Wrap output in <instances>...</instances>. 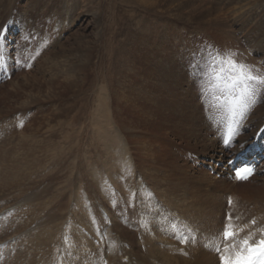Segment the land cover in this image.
I'll return each mask as SVG.
<instances>
[{"label":"rangeland","instance_id":"obj_1","mask_svg":"<svg viewBox=\"0 0 264 264\" xmlns=\"http://www.w3.org/2000/svg\"><path fill=\"white\" fill-rule=\"evenodd\" d=\"M256 10L263 23L264 0H0V122H9L11 130L21 128L40 137L47 151L39 158L43 163L32 168L31 190L36 193L44 188L55 197H130L123 186L125 178L146 182V168L150 170L147 180L162 175L165 182L174 186H185L180 183L183 176L197 181L201 174L219 183L222 174L202 163L204 153L211 151L209 142L194 143L192 134L200 132L197 123L189 120L188 104L202 99L203 90H196L195 82L202 83L203 77L218 93L235 91L239 97L245 94L252 101L250 107L261 99L264 102V85L254 86L249 95L241 87H226L210 72L213 58L220 53L219 39L227 37L248 41L251 38L242 48L251 53L253 62H263L264 69V49L251 44L256 34L264 30L259 32L255 19H247V13ZM172 53L186 56L181 62L186 76L196 61L203 65L197 78L191 79L192 90L184 85L179 93L183 97L173 102L170 94L176 92L173 84L176 88L178 85L172 83L163 88L159 75L164 72L156 73L172 70L163 66L176 64L165 58ZM223 56L227 54L220 57ZM254 69V74L264 75L256 72L259 66ZM15 88H19L18 92ZM185 96L189 102L184 100ZM28 100L32 104L23 111ZM200 108L206 114L203 104ZM2 111L8 115L1 116ZM202 111L203 120H207ZM223 112L218 113L221 120H233L228 109L223 108ZM243 117L241 114L240 121ZM127 126L132 131L129 138ZM222 129L224 123L219 131ZM203 131L207 133L208 128ZM235 131L226 139L218 135V142L228 155L222 154L223 163H215L219 169L227 168L240 148L241 143L232 139ZM104 134L122 140L106 147L100 138ZM52 142L61 143L62 148H54ZM234 146L237 150H233ZM142 154L144 169L137 161ZM181 171L187 174L182 175ZM86 173L82 185L75 188L73 183ZM168 175L172 176L171 181ZM236 175L229 178L228 193L220 196L238 198L234 202H240L239 211L245 212L252 207L248 203L250 197L264 203V198H258L264 197V182L255 180L251 173L249 178H238L240 181L235 183ZM95 182L101 185V193L97 192ZM208 182L202 184L209 185ZM180 190L182 197H201L195 192L192 195L187 187ZM155 215L167 231V223L172 221L170 215ZM173 228L178 229L174 220ZM167 234L173 236L168 231Z\"/></svg>","mask_w":264,"mask_h":264},{"label":"bare ground","instance_id":"obj_2","mask_svg":"<svg viewBox=\"0 0 264 264\" xmlns=\"http://www.w3.org/2000/svg\"><path fill=\"white\" fill-rule=\"evenodd\" d=\"M254 12H248L247 19L250 21L255 19V25H253L261 30L259 32H262L264 28L261 29V27H264V22L260 23L261 13L259 14L257 10ZM255 38L254 43L251 44L264 49V32L256 34ZM250 40L236 37L219 39L221 47L218 57L222 54H235L234 59L237 62L249 64L253 71L256 66H259L257 73L264 74L263 62L256 64L251 60V53L242 48V45ZM182 54L172 53L165 57L169 62L174 64L176 62L173 66L163 65L172 70H156L158 74L164 72L159 75L163 88H168L172 83L178 85L176 88L173 84V90L176 92L170 94L173 97L170 99L172 102L174 99L181 100L183 95L179 93L185 86L189 91L192 90L191 79L193 76L197 78L203 66L196 61L191 67L189 76L184 75L182 72L184 67L181 66V62L185 61L184 57L186 56ZM210 72L212 74V70ZM211 74L208 73V76ZM203 79L202 83L195 82L196 90L197 87L200 91L203 90L200 93L202 99L200 98L199 102H195L194 105L188 104V110H191L189 120L197 123L200 132L198 135L193 133L192 136L196 145L209 142L208 147L211 148V151L204 153L206 158L202 160V163L210 170H217L221 173L223 179L218 183L203 174L197 177V181L183 176L180 183L183 182L184 187L191 189L192 195L196 194L201 197H182L180 188L184 187L174 186L172 182H165L162 175L154 180H147V174L150 173L148 168H146L147 171H143L144 175L142 174L146 182H136L131 180V177L127 181L125 178L123 186L127 187L130 197H91V195L87 197H65L64 195L55 197L46 192L44 188L43 190L39 188V191L34 193L33 189L31 190L34 180L32 168L36 163L38 165L43 163L39 158L42 153L47 152L43 148L44 142L40 140V137L27 133V131L24 132L21 128L11 130L8 126L9 122H0V126L5 124L4 127H0V264H222L223 249L235 244L236 239H248L255 243L261 237V232L264 229V203L257 198L250 197L248 203L251 204V209L247 212L240 210V212V202H234V200L239 201L238 198L220 196L225 191L228 193L229 178L233 179L234 174L229 167L219 169L215 163H223L222 154L225 152L223 146L218 142V135H224L225 139L229 138L235 131V126H237V131L232 139L240 142L241 145L232 160L249 149L252 154L255 153L254 156H260L259 151L264 156V102H261V99L260 102L256 101L255 107H250L252 101L245 94H241L239 97L235 91L218 93L211 89L209 79L207 80L205 77ZM19 88H15L16 92ZM40 88L36 87L35 89ZM229 97L237 100L232 102L231 99H228ZM184 100L189 102V97L185 96ZM222 101L225 103H221ZM30 104H32L30 100L27 101V104L25 102L22 110ZM175 104L178 106L177 108H182L179 103ZM202 104L206 114L200 108ZM116 108L118 107L116 106ZM223 108L230 111L229 116L233 120L220 119L218 113H224ZM201 111L204 118L208 116L207 120H203ZM241 114L244 117L240 121ZM2 115L6 116L8 113L2 111ZM221 116L223 118L224 114ZM223 123L224 129L219 131ZM203 128H208V132L204 133ZM126 129L128 134L126 137L129 138L128 136H131L132 132L131 126H127ZM208 135L211 137L208 138ZM100 138L104 139L106 147L107 144L111 143L113 146L114 143H120L122 140L108 137L107 134ZM52 143L54 148L59 150L62 148L61 143ZM140 147L142 146L140 145ZM234 149L237 150V147L234 146ZM250 158L252 157L250 156ZM118 159L120 160V158ZM144 159L145 155L143 154L137 159L141 169H144L142 167ZM257 159H261V156ZM130 162L131 160L129 167L132 165ZM128 170L130 171V168ZM180 173L185 175L187 171L184 174L182 171ZM87 176L86 173L77 182H74L73 186L80 187L81 182ZM61 177L63 178V176ZM172 179V176L168 175V181ZM254 179L264 182V160L258 165ZM88 180L91 181L92 178L89 177ZM239 181L237 178L234 182L238 183ZM204 182H208L209 185L202 184ZM145 183L149 186H146ZM95 186L98 189L97 192L101 193V185L95 182ZM199 186L210 188L202 190ZM215 190H218L219 193H211ZM136 192L138 197H135ZM23 193H26V196ZM17 195L22 196L18 197ZM258 198L263 199L264 197ZM156 213L170 215L172 221H168L166 229L173 236L168 237L170 234H167L155 215ZM229 214L232 216L233 230L237 234L234 241H225L223 237ZM173 220L178 229L173 228ZM253 221H255V226H252L251 222ZM229 254H231L230 249Z\"/></svg>","mask_w":264,"mask_h":264},{"label":"snow or ice","instance_id":"obj_3","mask_svg":"<svg viewBox=\"0 0 264 264\" xmlns=\"http://www.w3.org/2000/svg\"><path fill=\"white\" fill-rule=\"evenodd\" d=\"M234 55L213 58L215 61L211 66L213 77L215 80L223 82L228 88L241 87L245 93L251 95L254 86L264 85V75L254 74L251 66L238 63L234 59ZM258 71L256 70V72ZM250 174V169H243L241 172H237V178L246 179ZM227 219L228 223L225 226L223 237L225 241H234L237 234L233 230L231 214ZM242 244L243 250L235 255L229 254V247L234 248L235 244L226 246L221 254L222 264H264V240L259 241L257 245H252L248 239H245Z\"/></svg>","mask_w":264,"mask_h":264}]
</instances>
